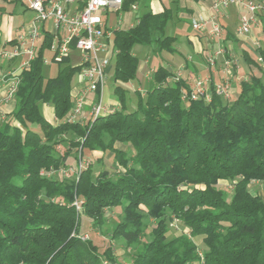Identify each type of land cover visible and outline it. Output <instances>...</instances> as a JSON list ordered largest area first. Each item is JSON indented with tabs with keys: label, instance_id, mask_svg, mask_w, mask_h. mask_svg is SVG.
Instances as JSON below:
<instances>
[{
	"label": "trees",
	"instance_id": "obj_1",
	"mask_svg": "<svg viewBox=\"0 0 264 264\" xmlns=\"http://www.w3.org/2000/svg\"><path fill=\"white\" fill-rule=\"evenodd\" d=\"M171 17L168 8L147 10L114 30L115 81L136 78V44L177 51V37L165 33ZM51 39L45 30L0 121V264H264V42L256 57L242 51L247 72L228 99L212 78L210 100L191 98L187 78L160 64L144 92L135 90V109L126 110L116 85L120 106L81 122L65 121L80 66L64 56L54 76L42 74ZM116 208L121 216L102 247L95 233ZM120 238L134 250L127 263L110 244Z\"/></svg>",
	"mask_w": 264,
	"mask_h": 264
},
{
	"label": "built area",
	"instance_id": "obj_2",
	"mask_svg": "<svg viewBox=\"0 0 264 264\" xmlns=\"http://www.w3.org/2000/svg\"><path fill=\"white\" fill-rule=\"evenodd\" d=\"M20 1L26 5L33 13V17L23 32L19 33L16 43L11 48H0V58L18 59L17 67L10 69L3 74L0 81L5 86L6 100L14 99L18 83L20 81L19 72L30 67L35 56L39 43L42 40L43 33L51 35L49 49L53 52L54 60L60 61L64 56H69L71 51H79L80 66L78 71L77 84L73 86L72 93L73 106L67 114L65 121H81L77 119L80 114L85 111V105H89V110L85 119L97 117L113 111L118 106L109 105L104 101V90L106 87V77L108 70L113 65L114 49H112L110 40L112 39L113 30L108 27L105 20V13L117 11L121 9L123 0H86L84 5L73 12H68L64 6L57 0H13ZM239 6L243 11L238 18V24L235 29L237 35H244L252 30V26L257 22L258 13L264 14V0H214L212 7L215 11L226 5ZM132 9L136 8V4L130 5ZM210 21L208 30L212 39H218L223 33V28L216 20H208L195 17L192 20V28L196 32H201L206 23ZM254 44L259 45V41L255 40ZM224 47L215 51V54H226ZM214 56L208 58V64L215 66ZM234 64L238 67L235 58L225 57L224 60V76L219 82H214L215 93L228 99L231 96V67ZM176 77H180L181 70H178ZM210 76H198L191 82L190 97L195 99L204 97L210 100ZM93 93L94 97L88 101L87 95ZM57 121V119H56ZM89 159L86 156L79 161V168L86 165ZM73 167L62 169L64 175H70L74 172ZM176 222L172 225L176 226ZM83 238L87 234L82 235ZM104 264H108L104 261Z\"/></svg>",
	"mask_w": 264,
	"mask_h": 264
},
{
	"label": "crops",
	"instance_id": "obj_3",
	"mask_svg": "<svg viewBox=\"0 0 264 264\" xmlns=\"http://www.w3.org/2000/svg\"><path fill=\"white\" fill-rule=\"evenodd\" d=\"M2 1L3 2L6 1V2L14 3V4L21 3L23 4V7H25V9L29 10L32 13V11L28 9L26 5L20 1L0 0V5L3 4ZM57 1H59L68 12H73L76 9L81 8L84 5V1L86 0H57ZM213 1L214 0H139L134 3L136 4L135 9H137L139 5H142L143 9H145L144 11L150 10L153 13H159L168 8L172 13V17L170 21L168 22V24L171 22L172 24L176 25V24L185 22V23H188L192 27V20L195 17L197 18L201 17L204 19L208 18V20L210 19L216 20L218 23L221 24L223 28V33L221 37L218 38L219 45L222 44V46L225 48L226 51H228L227 49H230L231 47H233V44H232L233 34H235L237 36V39L240 40L241 42L243 40L245 44H247L246 41L252 40L254 42L255 40H257L256 39L257 36H261L260 33L262 32H260L261 30L259 28H262V23H263V20L261 19V15H263L262 12H260V14L258 13L259 14L257 17L258 20L256 23L253 24L252 30L247 34L240 36V35H237V33H235V29L239 21L238 18L240 17V14L242 13L243 10L239 6L229 4V5H226V7L220 8L218 11H215L212 7ZM129 8L132 9L130 5H128L127 8L121 7V9H118L117 11H110L104 14L108 27L111 28V30H113V34H114V30L118 28H129L133 26L138 21V17L143 13L141 12V13L136 14L135 15L136 20L134 22L132 21L129 22V25L127 27H122L121 21L119 19L116 22H113V20L109 16V13H115V12H119V10H126ZM32 17H33V13L31 14V17H30V20L27 26H29ZM26 27H24L21 30H19L17 27L16 28L17 34H15L14 36L10 35L8 27L6 26L3 27L4 30L0 32L3 35L0 38V48L1 47L11 48L16 43L17 35L23 32V30ZM209 27H210V21L206 23L205 28L201 32H196L193 35H187L186 44L191 47V49L193 50L192 53L185 56L184 53L182 52L184 50L183 49L184 42L180 41L182 46L180 45L181 46L180 48L177 47V51L175 53H168V54H170L171 56L173 54H176L177 57L180 58L181 60H178L175 56L174 57L172 56L170 58H165L164 56H162L163 65L173 69V71L181 70V75H182L181 77L187 78V80L190 83L198 76H206V75L210 76V79L212 78L214 82H219L223 78L220 76V72L221 71L222 73L224 72L223 71L224 66L222 68H218L216 65V61H215V66L211 67L207 61L209 58L208 57L209 55H204V52H207L206 54H208L209 51H213V45L210 44L211 43L210 40H217V39L210 38L209 33H208ZM231 30L232 31L234 30L233 33ZM205 37H207L209 40H206L205 45H204L201 39L202 38L205 39ZM177 43H178V40H177ZM154 51H156L160 55V53L157 51L156 48L154 49ZM213 56L214 57L216 56L215 51H214ZM1 59L2 58H0V61H1L0 62V78L3 74H6L8 70L17 67L19 64V60L17 61V63H14L16 58L9 59V60H5V59L1 60ZM222 59L225 60V56L224 57L222 56ZM146 60L148 61L147 57H146ZM173 64H175L176 67H172ZM111 68L112 66L110 67V69ZM154 69L155 68H150L143 76L145 80V84L144 82H140V81H137V83L134 82V84L132 83L131 85H132L133 90L141 91L143 93L144 92L143 90H145V87L147 86ZM77 81H78V78L74 82V85L77 84ZM89 94H93V93H89ZM4 95H5V86L0 81V121L5 119L7 116V113H9L14 107V99L6 100L4 98ZM90 100L92 99H88V101ZM104 101L109 105H114V103L111 101L109 97V92L107 91V87H105V90H104ZM48 108L50 112V117L48 118L45 115L44 116L48 119V121L50 120L52 123H56V118L53 114L52 108L51 107H48ZM85 110L86 111H84V113L89 110L88 104L85 105Z\"/></svg>",
	"mask_w": 264,
	"mask_h": 264
},
{
	"label": "rangeland",
	"instance_id": "obj_4",
	"mask_svg": "<svg viewBox=\"0 0 264 264\" xmlns=\"http://www.w3.org/2000/svg\"><path fill=\"white\" fill-rule=\"evenodd\" d=\"M3 2V1H2ZM145 9H143L142 5H139L137 7V9H126V10H119V12H115V13H109V16L111 17V19L113 20V22H116L118 19L121 21V26L122 27H127L129 25V22H134L136 20L135 15L138 13L143 12ZM31 12L27 9H25V7H23V4L18 3V4H14V3H10V2H6L4 1L3 4L0 5V32H2L4 30L3 27H8L9 33L11 36H14L15 34H17L16 32V28L18 27L19 30L23 29L24 27L27 26V24L29 23L30 17H31ZM109 17V18H110ZM260 30L262 28H259ZM232 31V30H231ZM234 31V30H233ZM232 31V33H233ZM165 32L168 35H174L177 37L178 43H177V47L180 48L182 45L180 43V41H183V53L184 55H189L190 53H192V49L189 45L186 44V37L187 35H193L194 33H196V31H194L192 29V27L188 24V23H180V24H172L171 22L165 27ZM262 32V30L260 31ZM261 36H257V40L259 41V45H261L264 42V37L263 34L260 33ZM3 35L0 33V38ZM206 40H209L207 37L202 38L201 41L202 43L205 45ZM210 44L213 45V51H209L208 54H206L207 52H204V55H209L213 56L214 51H216L217 49L223 47L222 44L219 45V41L217 40H210ZM247 44H245V42L242 40V42L240 40L237 39V36L235 34H233V47H231L230 49H227L228 51L225 54V57L229 58L232 56V58H235L237 60L238 63V67H236L234 64H232L231 67V85H230V92L231 95L235 94L236 89H237V82L238 80L243 77L245 75V73L247 72V67L246 65H244L243 60H242V51L244 49H247L250 54L254 57H256L255 54V48L256 45L254 44V42L252 40H248L246 41ZM228 44V43H226ZM181 45V46H180ZM155 44L152 45H139L136 44L133 47V52L135 53V55L138 57V69H137V74H136V78L132 81H128V82H119V81H115L113 78V70L112 68L110 70H108L107 73V77H106V87H107V91L109 92V97L111 99V101L114 103V105L120 106L121 101L117 95V93L114 91V87L116 85L121 86V88L123 89L124 92V104L126 106V110H133L136 107V94H135V90H133L132 88V83L134 84V82L137 83V81L140 82H144L145 84V80H144V75L145 73L150 69V68H156L158 65L163 64V59L162 56H164L165 58H170V57H176L178 60H181L180 58L177 57L176 54H173L172 56L168 53L162 52L160 53V55L154 51L155 49ZM247 47V48H246ZM45 54H43V65H42V74L44 75V77H51L54 76L58 70V67H60L59 62L57 60H54L53 58V52L47 48L44 51ZM223 55H216L214 58L216 61V65L218 68H222L224 66V60L222 59ZM146 57L148 58V61L146 60ZM79 51L78 50H73L71 51V53L69 54V60L68 63L70 65H78L80 62L79 59ZM257 60L258 57L256 58ZM2 60V59H1ZM146 60V61H145ZM18 59H16L14 61V63H17ZM1 62V61H0ZM172 67H176L175 64H173ZM224 71V70H223ZM224 73H222V71L220 72V76L223 77ZM78 76V72H76L73 76V82L76 81ZM235 91V92H234ZM94 96L93 94H89L87 95V99H92ZM51 107L50 104L47 103H42L40 105L41 108V112L46 116V117H50V112H49V108ZM86 111V110H85ZM85 115H87V112H83L82 114H80L78 116L77 119H82L85 117ZM85 120V119H83ZM31 127L35 128V125H32ZM75 151H72V155H74ZM71 155V156H72ZM93 156V155H92ZM88 159H90L91 154L87 155ZM103 167H110V162L106 161L105 164H102ZM100 165H96L95 168L99 169L100 167H102ZM220 186L222 188H227L228 190V184L226 182H221ZM252 187L254 186H258L260 193L262 194V186L261 184H259L258 182H255L251 185ZM108 215V220L104 226V229H102L100 231V233L96 232L95 235L99 237L100 242L99 244H101V246H105L107 244H109L107 242L109 236H110V230H111V226L114 224V220L119 218L121 216V212L120 209L116 208L113 209L109 212ZM148 219L145 218V222H147ZM149 223H152V220L149 221ZM177 225V224H176ZM172 231H175V225H170ZM94 232L89 231V233L87 232V235H93ZM145 237L149 238V228L145 230ZM110 244L113 246L114 248V253L118 256L119 261L127 263L129 261L130 258V254L134 251L132 250L133 248H127L123 239H117V240H113L110 241ZM201 249V248H200Z\"/></svg>",
	"mask_w": 264,
	"mask_h": 264
}]
</instances>
